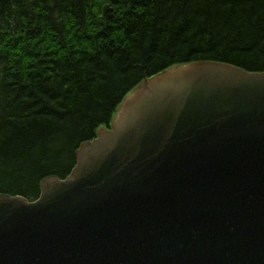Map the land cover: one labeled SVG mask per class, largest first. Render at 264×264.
I'll return each mask as SVG.
<instances>
[{"label": "water", "instance_id": "1", "mask_svg": "<svg viewBox=\"0 0 264 264\" xmlns=\"http://www.w3.org/2000/svg\"><path fill=\"white\" fill-rule=\"evenodd\" d=\"M0 264H264V71L143 78L67 176L0 193Z\"/></svg>", "mask_w": 264, "mask_h": 264}, {"label": "trees", "instance_id": "2", "mask_svg": "<svg viewBox=\"0 0 264 264\" xmlns=\"http://www.w3.org/2000/svg\"><path fill=\"white\" fill-rule=\"evenodd\" d=\"M200 59L264 71V0H0V193L37 198L143 78Z\"/></svg>", "mask_w": 264, "mask_h": 264}]
</instances>
